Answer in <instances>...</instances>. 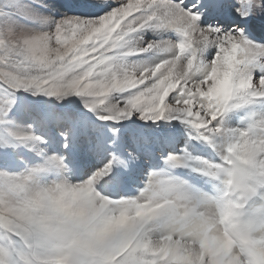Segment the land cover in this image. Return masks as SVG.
I'll return each instance as SVG.
<instances>
[{
	"label": "clouds",
	"instance_id": "clouds-1",
	"mask_svg": "<svg viewBox=\"0 0 264 264\" xmlns=\"http://www.w3.org/2000/svg\"><path fill=\"white\" fill-rule=\"evenodd\" d=\"M156 19L154 14L145 15L143 7L120 4L99 19L103 27L96 32L100 48L113 55L102 53L86 65L84 57L94 53L85 49L80 63L71 61L76 65L72 71L85 77L95 74L113 84L123 73L126 87L138 86L137 72L141 82L160 75L161 84H169L175 92L182 81L173 83L166 71L172 59L155 67L125 62L152 46L141 51L126 38ZM218 59L216 55L206 65L211 71L203 81L205 86L218 85L213 102L229 101L239 109L264 103V93H252L254 76L238 71L234 55L226 56L219 69ZM192 66L189 59L187 68ZM222 139L221 163L199 170L220 184L215 196L156 174L131 199L101 195L93 179L40 187L34 186L30 174L16 176L18 185L0 183V208L6 207L10 217L6 220L0 213V227L19 239L13 249L16 260L19 264H264V116L251 114L246 128L226 129ZM172 164L184 167L178 161Z\"/></svg>",
	"mask_w": 264,
	"mask_h": 264
},
{
	"label": "rangeland",
	"instance_id": "rangeland-1",
	"mask_svg": "<svg viewBox=\"0 0 264 264\" xmlns=\"http://www.w3.org/2000/svg\"><path fill=\"white\" fill-rule=\"evenodd\" d=\"M129 2L130 0H0V40L9 46H23L25 41L35 40L44 33H52L59 21L79 20L81 25L75 26L62 37L63 43L57 45L53 40L47 45V52L39 50L31 54L38 58L47 56L57 63H63L71 57L80 63L81 50L91 49L94 54L84 57L83 63L87 65L89 61L95 62L102 53L112 55L97 43L100 37L96 32L103 27L98 23L99 19L120 4ZM167 2L182 5L185 10L191 9L193 14L199 15V26L202 29L212 27L225 33L240 25L234 24L240 19L236 14L237 10H242L245 14L251 12L252 15L245 24L241 21L245 36L257 45H264V28L261 26L264 27V0H261L259 8L238 5L236 0ZM180 39L172 30H149L140 34L139 38H133L132 46L143 49L149 44L162 41L177 44ZM88 40L92 43H85ZM216 54L215 48L206 49L199 57L200 66L210 64ZM57 57L63 59L58 60ZM172 58V54L145 53L127 58L125 62L155 67ZM262 75L264 74L255 71L254 80L261 79ZM202 77L203 72H196L193 79L199 81ZM136 78H139V72ZM125 98L126 96H113L109 104L123 107L121 101ZM174 99L173 95L169 98V103ZM86 103V98L68 96L58 99L34 95L32 92L14 91L0 84V176H26L35 173L34 186L50 187L64 180L73 184L83 183L110 166L109 173L96 182V190L112 199L138 197L153 174L184 181L192 189L212 196L220 190L221 186L217 181L200 175L199 170L174 166L168 161L170 157H188L209 165L220 164L224 145L222 137H215L213 143L209 144L200 138L197 131L175 119L153 123L141 120L139 114L115 123L90 112ZM251 114L264 116V103L228 113L223 118V127L244 129ZM102 115L106 116L107 113ZM219 124L218 121L216 126ZM20 136H33L37 139L24 145L16 139ZM53 158L62 161L63 166L59 169L50 167L49 162ZM4 236L5 233L0 230V247L6 246ZM8 239L12 243H18L14 237L9 236Z\"/></svg>",
	"mask_w": 264,
	"mask_h": 264
},
{
	"label": "snow or ice",
	"instance_id": "snow-or-ice-1",
	"mask_svg": "<svg viewBox=\"0 0 264 264\" xmlns=\"http://www.w3.org/2000/svg\"><path fill=\"white\" fill-rule=\"evenodd\" d=\"M130 3L137 8L143 7L145 15L154 14L157 19L152 25L136 33L134 37L126 39L139 38L140 34L149 30H172L181 38L177 44L168 41L153 43L149 51L143 53L173 55L174 63L166 71H169L174 77L173 83L182 81L175 92H172L169 84H161L160 75L151 79L146 77V82H141L139 78H136L138 86L126 87L123 73L117 78L115 84L105 83L98 80L95 74L85 77L74 73L72 69L76 65L71 64L73 61L71 57L64 60L63 63H57L54 60H49L47 56L38 58L31 54L39 50L47 52V45L53 40L58 41L57 45L63 43L62 37L66 36L75 26L81 25L82 22L79 20L59 21L54 26V32L41 35L32 41H25L23 46H9L0 40V84L14 91L32 92L34 95L58 99L68 96L86 98V107L90 112H95L99 118L115 123L139 114L141 120L153 123L158 120L171 121L175 119L197 131L200 138L209 144L213 143L215 137L224 136L226 129L223 127V118L239 108L229 101L213 102L212 97L217 92L218 85L215 82H211L207 87L204 85L203 81L207 79L211 66L201 67L199 57L206 49L215 48L216 55L219 56L216 64L219 69L226 56L234 55L238 71L245 77H252L255 71L264 74V45H257L249 41L241 26L232 29L229 33L212 27L202 29L199 26L201 19L199 15L193 14L191 9L185 10L182 5L168 3L167 0L164 2H160V0H130ZM236 3L249 5L253 8L261 6V0H236ZM236 14L242 22H247L249 16L252 15L251 12L245 14L242 10H237ZM88 26L91 27V24ZM84 50L82 49L81 52ZM87 50L91 51V49ZM176 56L180 57L179 61H176ZM57 59L63 58L57 57ZM189 59L193 61L191 70L187 68ZM88 67L91 68L92 65H88ZM83 71L84 69H81V73ZM196 72L204 73L199 81L193 79ZM148 76L151 77L152 73L149 72ZM130 78L131 74H129ZM251 88L252 93L259 96L264 93V81L251 79ZM173 95L175 99L169 103V98ZM113 96H126L121 101L123 107L109 104V100ZM103 113H107V115H102ZM218 121L220 124L216 126ZM16 139L21 144L28 145L35 142L37 138L20 136ZM177 161L184 167H192L193 170H200L209 165L188 157L182 159L170 157L168 162L175 163ZM49 165L57 169L63 166L62 161L55 158L49 162ZM109 168L110 166L106 167L92 179L97 182L109 173ZM0 183L18 185L19 180L16 176L4 175L0 176ZM0 213L6 220L10 218L6 207L0 208ZM0 230L5 233L4 240L7 242L5 247H0V264H19L13 253L15 243L8 239L9 236L14 237L19 243L18 237L13 236L4 227H0Z\"/></svg>",
	"mask_w": 264,
	"mask_h": 264
},
{
	"label": "bare ground",
	"instance_id": "bare-ground-1",
	"mask_svg": "<svg viewBox=\"0 0 264 264\" xmlns=\"http://www.w3.org/2000/svg\"><path fill=\"white\" fill-rule=\"evenodd\" d=\"M263 17H264V16H263ZM256 18H257V17H256ZM260 18H261V16H260ZM220 19H221V18H220ZM222 19H223V18H222ZM221 21H224V20H221ZM260 22H261V21H260ZM245 23H246V22H244V24H245ZM234 24L237 25V26H238V24H240L239 26H242V27H243V23L241 22L240 19H239L237 22H235ZM261 26H262V28H264L263 25H261ZM258 27H259V26H258ZM258 27H257V28H258ZM246 28H247V27H246ZM257 28H256V29H257ZM261 30H262V29H261ZM261 30H259V31H261ZM259 31H258V32H259ZM250 34H251V33L249 32V35H250ZM255 34H256V33H255ZM261 34H262V33H261ZM256 35H258V33H257ZM256 35H255V36H256ZM263 35H264V33H263ZM258 36H260V34H259ZM248 38H249V37H248ZM250 38H251V36H250ZM256 38H258V37H256ZM261 38H262V37H261ZM257 40H259V39H257ZM260 40H261V39H260ZM263 40H264V38H263ZM261 45H262V44H261ZM2 165H3V164H2ZM100 192H101V191H100ZM215 193H216V192H215ZM215 193H214V194H215Z\"/></svg>",
	"mask_w": 264,
	"mask_h": 264
}]
</instances>
